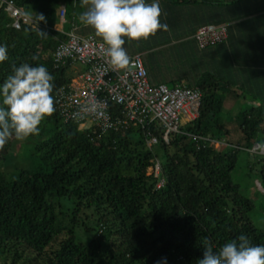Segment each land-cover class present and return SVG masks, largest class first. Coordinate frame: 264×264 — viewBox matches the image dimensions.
Returning a JSON list of instances; mask_svg holds the SVG:
<instances>
[{
	"label": "trees",
	"instance_id": "obj_1",
	"mask_svg": "<svg viewBox=\"0 0 264 264\" xmlns=\"http://www.w3.org/2000/svg\"><path fill=\"white\" fill-rule=\"evenodd\" d=\"M11 1L39 25L12 28L0 2V45L7 48L0 85L13 64L43 65L54 76V97L71 76L67 65L54 66L51 58L64 38L52 28L57 1ZM39 15L44 20H37ZM194 85L200 92L197 116L181 124L167 143L151 124L157 137L151 149L139 126L100 133L62 120L56 109L45 117L39 134L29 136L36 138L32 149L42 167L20 168L9 178L0 170V264H156L162 258L166 264H197L205 237L218 250L240 234L264 246V228L249 218L253 203L230 177L237 152L249 148L256 136L264 142V111L251 104L237 111L229 128L222 96L235 89L211 74H202ZM14 138L0 150V163ZM206 139L224 142L216 148ZM154 159L163 179L158 188L148 172ZM255 163L264 211V157L259 154Z\"/></svg>",
	"mask_w": 264,
	"mask_h": 264
},
{
	"label": "built area",
	"instance_id": "obj_2",
	"mask_svg": "<svg viewBox=\"0 0 264 264\" xmlns=\"http://www.w3.org/2000/svg\"><path fill=\"white\" fill-rule=\"evenodd\" d=\"M11 18L10 26L16 30L22 24L38 27L39 24L16 7L11 0H0ZM63 9L59 10L62 17ZM51 51L54 66L67 65L70 78L55 91V109L64 121H74L83 127H93L102 133L109 129L139 126L143 130L145 146L151 149L157 141L149 126L160 128L159 137L167 143L172 134L179 133V126L193 120L198 113L200 92L195 87L180 84H150L139 55H132L124 68H113L102 53L106 47L91 35L79 36L71 31L61 32ZM224 24L199 26L194 37L203 47L221 42L225 38ZM76 63L79 68H72ZM104 102V115L81 113L80 107L87 102ZM79 128V127H78ZM210 144L222 141L206 139ZM264 157V142L255 147ZM156 178L155 188L162 185L161 168L156 159L148 168Z\"/></svg>",
	"mask_w": 264,
	"mask_h": 264
},
{
	"label": "crops",
	"instance_id": "obj_3",
	"mask_svg": "<svg viewBox=\"0 0 264 264\" xmlns=\"http://www.w3.org/2000/svg\"><path fill=\"white\" fill-rule=\"evenodd\" d=\"M56 1L54 30L91 35L103 43L95 30L81 21L80 16L86 11L81 0ZM159 4L162 9L160 20L168 25V30H158L147 39L125 37L123 45L129 57L139 55L150 84L194 87L202 74H211L228 84V90H246L252 92L248 99L263 100L264 0H235L225 4H174L159 0ZM61 8L62 17L59 16ZM59 22H66L67 29ZM206 23H223L226 35L221 42L201 48L194 33Z\"/></svg>",
	"mask_w": 264,
	"mask_h": 264
},
{
	"label": "clouds",
	"instance_id": "obj_4",
	"mask_svg": "<svg viewBox=\"0 0 264 264\" xmlns=\"http://www.w3.org/2000/svg\"><path fill=\"white\" fill-rule=\"evenodd\" d=\"M86 7L80 19L95 30L106 45L103 55L113 68H124L130 62L123 47L125 37L129 40L147 39L158 30H168L162 23L159 0H81ZM37 20H44L43 15ZM41 36H47L39 31ZM7 59V48L0 45V62ZM32 60L38 57L32 56ZM54 76L45 66L22 63L12 65V74L0 85V150L13 136L23 140L39 134V125L55 111L52 95ZM104 102L92 100L80 107L81 113L104 115ZM203 258L197 264H264V246L252 245L249 238L240 234L230 242L214 250L205 237ZM156 264H166V258Z\"/></svg>",
	"mask_w": 264,
	"mask_h": 264
},
{
	"label": "rangeland",
	"instance_id": "obj_5",
	"mask_svg": "<svg viewBox=\"0 0 264 264\" xmlns=\"http://www.w3.org/2000/svg\"><path fill=\"white\" fill-rule=\"evenodd\" d=\"M57 6L58 5L56 4V9ZM60 24L64 26L65 30L67 29L68 25L66 22ZM72 68L78 69L79 66L76 63H73ZM166 85L168 86L169 84ZM251 93L252 92L246 90H235V92L230 91L222 96V104L224 106L222 114L227 127H233V118L237 111L245 109L251 104H260L264 111V95L262 96L263 100L258 99L253 101V99H248V97L251 96ZM78 127L82 128L81 125ZM35 139L36 138L33 136L27 137L23 140H17L16 138L13 139L6 156L0 163V170L5 178H9L14 171L20 168L32 169L33 167H42L37 152L32 149ZM222 141L224 142V140ZM258 142L259 136H256L255 142H253L249 148L237 152L236 163L230 172V177L231 180L238 185V191L250 198L253 203V209L249 214L251 222L256 227L264 228V211L260 208L261 190L255 176V161L259 157V152L255 150V147L259 145ZM219 145L220 144L217 143L213 144L216 148H218ZM249 163L253 164L251 169Z\"/></svg>",
	"mask_w": 264,
	"mask_h": 264
}]
</instances>
